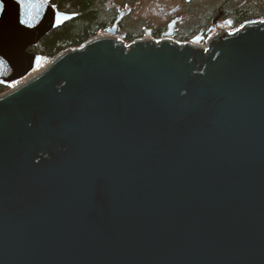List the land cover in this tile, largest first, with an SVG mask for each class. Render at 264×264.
Listing matches in <instances>:
<instances>
[{"label": "water", "instance_id": "1", "mask_svg": "<svg viewBox=\"0 0 264 264\" xmlns=\"http://www.w3.org/2000/svg\"><path fill=\"white\" fill-rule=\"evenodd\" d=\"M76 17L0 0V264H264V21L30 76Z\"/></svg>", "mask_w": 264, "mask_h": 264}, {"label": "flooded vegetation", "instance_id": "2", "mask_svg": "<svg viewBox=\"0 0 264 264\" xmlns=\"http://www.w3.org/2000/svg\"><path fill=\"white\" fill-rule=\"evenodd\" d=\"M69 1L50 0L58 12L77 16L64 25L78 20ZM178 1L177 6L167 8L160 0H93L96 16L90 23L95 33L89 35L90 40L106 37L111 30L112 39L126 44L169 40L205 47L215 35L259 20L260 0Z\"/></svg>", "mask_w": 264, "mask_h": 264}, {"label": "trees", "instance_id": "3", "mask_svg": "<svg viewBox=\"0 0 264 264\" xmlns=\"http://www.w3.org/2000/svg\"><path fill=\"white\" fill-rule=\"evenodd\" d=\"M72 1L76 2V0L69 1L71 3L69 7L77 11L79 14L78 20L49 33L36 47L29 50L43 59L41 65L46 63L48 65L53 59L65 51L81 47L91 39L89 35L95 33L94 27L90 23L96 16L93 0H77L75 4H72ZM263 17L264 4L261 8L259 20L263 19ZM14 86L16 85L12 87ZM6 91V88L0 86V95Z\"/></svg>", "mask_w": 264, "mask_h": 264}, {"label": "rangeland", "instance_id": "4", "mask_svg": "<svg viewBox=\"0 0 264 264\" xmlns=\"http://www.w3.org/2000/svg\"><path fill=\"white\" fill-rule=\"evenodd\" d=\"M162 2V4H164L167 8H172V7H175L178 5L179 1L178 0H160ZM264 4V0H260L259 1V9H260V13H261V8ZM262 21H264V17L263 19H260ZM47 66V63L46 64H42L39 66V68L31 75H35L36 73H38L39 71L43 70L45 67Z\"/></svg>", "mask_w": 264, "mask_h": 264}]
</instances>
